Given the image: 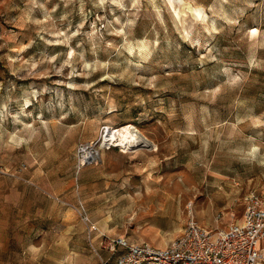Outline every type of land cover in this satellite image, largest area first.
I'll return each mask as SVG.
<instances>
[{
    "label": "rangeland",
    "instance_id": "374dc122",
    "mask_svg": "<svg viewBox=\"0 0 264 264\" xmlns=\"http://www.w3.org/2000/svg\"><path fill=\"white\" fill-rule=\"evenodd\" d=\"M121 125L148 146L100 149ZM249 189L264 0H0V264L105 257L102 235L164 247L188 205L224 228Z\"/></svg>",
    "mask_w": 264,
    "mask_h": 264
},
{
    "label": "built area",
    "instance_id": "2783aa9c",
    "mask_svg": "<svg viewBox=\"0 0 264 264\" xmlns=\"http://www.w3.org/2000/svg\"><path fill=\"white\" fill-rule=\"evenodd\" d=\"M108 132V129H104L103 133ZM103 138L100 149L109 148L112 141L105 142L102 147ZM93 144L80 146V166L85 158L82 153L91 149ZM95 154L98 158L99 153ZM186 210L188 219L184 228L164 247L131 243L123 236L111 239L102 235L99 250L106 256L100 264H264L263 191L249 189L242 198L240 217L234 220L235 216L232 215L233 220L224 228H205L195 221L190 205ZM83 216L88 221L85 213ZM222 220V215H218L216 221ZM90 229L96 230L94 225ZM91 249L98 255L97 249L92 246Z\"/></svg>",
    "mask_w": 264,
    "mask_h": 264
},
{
    "label": "bare ground",
    "instance_id": "6f19581e",
    "mask_svg": "<svg viewBox=\"0 0 264 264\" xmlns=\"http://www.w3.org/2000/svg\"><path fill=\"white\" fill-rule=\"evenodd\" d=\"M108 135L106 136V138H108V142L112 141L113 144H115V146L119 147H137V146H148L147 142L139 135H136V133L133 131L132 127L128 126V125H121L118 126V128L116 129H111L109 130V132L107 133ZM127 147V148H128ZM85 158L83 159V161L88 160L90 161H94L96 158V154H86L84 156ZM95 228V227H94Z\"/></svg>",
    "mask_w": 264,
    "mask_h": 264
},
{
    "label": "crops",
    "instance_id": "0c3cea01",
    "mask_svg": "<svg viewBox=\"0 0 264 264\" xmlns=\"http://www.w3.org/2000/svg\"><path fill=\"white\" fill-rule=\"evenodd\" d=\"M103 258L105 257H103L102 255H99V254L96 255L93 253V255H88L87 257H84V260H78V257H73L69 261H66L63 264H100L101 259Z\"/></svg>",
    "mask_w": 264,
    "mask_h": 264
}]
</instances>
